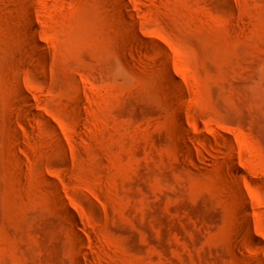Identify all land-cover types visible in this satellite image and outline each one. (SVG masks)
<instances>
[{"label":"rangeland","instance_id":"obj_1","mask_svg":"<svg viewBox=\"0 0 264 264\" xmlns=\"http://www.w3.org/2000/svg\"><path fill=\"white\" fill-rule=\"evenodd\" d=\"M0 264H264V0H0Z\"/></svg>","mask_w":264,"mask_h":264},{"label":"bare ground","instance_id":"obj_2","mask_svg":"<svg viewBox=\"0 0 264 264\" xmlns=\"http://www.w3.org/2000/svg\"><path fill=\"white\" fill-rule=\"evenodd\" d=\"M181 122H182V120H181ZM204 157L205 158H207V156L206 155H204ZM246 212V211H245ZM71 216H72V218H74V219H76V217H75V215H74V213H71L70 214ZM242 219V222L244 223L245 221H246V224L248 225V223H247V220L246 219H244L243 217L241 218ZM245 224V223H244ZM254 234L255 235H257L258 237H260L261 236V234H259L258 232H254ZM255 242H257V243H261V240L260 239H258V238H256L255 236H253V238H252Z\"/></svg>","mask_w":264,"mask_h":264}]
</instances>
